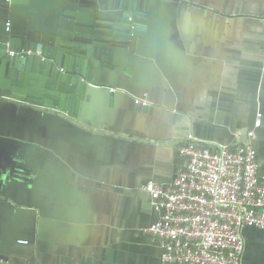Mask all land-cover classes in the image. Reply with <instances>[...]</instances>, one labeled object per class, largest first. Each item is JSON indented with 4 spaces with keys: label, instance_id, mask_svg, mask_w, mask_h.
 Instances as JSON below:
<instances>
[{
    "label": "crops",
    "instance_id": "1",
    "mask_svg": "<svg viewBox=\"0 0 264 264\" xmlns=\"http://www.w3.org/2000/svg\"><path fill=\"white\" fill-rule=\"evenodd\" d=\"M140 9L113 51L120 70L83 97L60 109L0 97V264H160L141 231L156 219L141 185L174 177L189 134L250 141L264 178V0ZM243 237L241 264H264V228Z\"/></svg>",
    "mask_w": 264,
    "mask_h": 264
},
{
    "label": "built area",
    "instance_id": "2",
    "mask_svg": "<svg viewBox=\"0 0 264 264\" xmlns=\"http://www.w3.org/2000/svg\"><path fill=\"white\" fill-rule=\"evenodd\" d=\"M177 149L181 163L174 177L141 185L156 213L142 233L157 241L160 264H241L243 229L264 228V178L254 145H205L189 134Z\"/></svg>",
    "mask_w": 264,
    "mask_h": 264
},
{
    "label": "water",
    "instance_id": "3",
    "mask_svg": "<svg viewBox=\"0 0 264 264\" xmlns=\"http://www.w3.org/2000/svg\"><path fill=\"white\" fill-rule=\"evenodd\" d=\"M140 8L141 0H0V97L51 109L73 92L83 97L102 70H120L113 51Z\"/></svg>",
    "mask_w": 264,
    "mask_h": 264
},
{
    "label": "rangeland",
    "instance_id": "4",
    "mask_svg": "<svg viewBox=\"0 0 264 264\" xmlns=\"http://www.w3.org/2000/svg\"><path fill=\"white\" fill-rule=\"evenodd\" d=\"M255 132H257V130H255ZM252 141L255 143V138L254 139H252ZM256 149V148H255ZM256 153H257V150H256ZM147 225H149V224H147ZM147 225H145V226H147ZM144 226V227H145ZM246 228V227H245Z\"/></svg>",
    "mask_w": 264,
    "mask_h": 264
}]
</instances>
